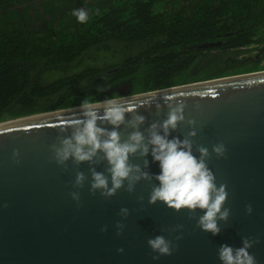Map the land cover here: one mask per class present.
Returning <instances> with one entry per match:
<instances>
[{
	"label": "water",
	"instance_id": "1",
	"mask_svg": "<svg viewBox=\"0 0 264 264\" xmlns=\"http://www.w3.org/2000/svg\"><path fill=\"white\" fill-rule=\"evenodd\" d=\"M116 98L146 117L141 131L165 119L169 103L185 104V121L171 135L183 138L195 130L194 150L209 149L208 167L228 192L224 207L230 216L218 222L221 232L201 231L186 210L150 205L147 181L132 193L121 188L107 199L91 194L88 180L74 188L76 172L88 177L89 165L71 160L57 165L51 145H58L70 133L67 127L81 118L78 105L0 122V264H220L218 247H239L242 237L257 241L249 252L264 264V69ZM188 120L195 123L190 126ZM119 131L126 136L131 129ZM221 143L226 151L217 157L211 149ZM13 150L19 152L18 162ZM147 159L148 170L158 174V164ZM96 170L104 171V165ZM73 191L79 192L78 202L69 195ZM247 204L253 208L250 215ZM121 208L128 209L126 218L118 215ZM118 221L124 225L120 235ZM157 235L172 241L174 250L154 260L157 254L147 240Z\"/></svg>",
	"mask_w": 264,
	"mask_h": 264
},
{
	"label": "trees",
	"instance_id": "2",
	"mask_svg": "<svg viewBox=\"0 0 264 264\" xmlns=\"http://www.w3.org/2000/svg\"><path fill=\"white\" fill-rule=\"evenodd\" d=\"M189 1L99 0L87 23L69 15L53 32L25 30L8 13L10 25L0 28V122L264 69V57L236 61L264 43V0Z\"/></svg>",
	"mask_w": 264,
	"mask_h": 264
},
{
	"label": "clouds",
	"instance_id": "3",
	"mask_svg": "<svg viewBox=\"0 0 264 264\" xmlns=\"http://www.w3.org/2000/svg\"><path fill=\"white\" fill-rule=\"evenodd\" d=\"M72 15L79 23L88 22L89 14L84 8L74 9ZM156 107L160 105L156 104ZM167 107L165 119L153 121L141 131L140 126L146 117L126 107L119 98L85 99L79 106L81 118L67 127L71 129L70 133L60 138L58 145H51L52 159L59 166L66 165L69 160L75 165L87 163L89 176L77 171L73 187L82 188L88 180L89 192L93 195L99 192L106 199L121 188L132 193L138 183L147 181L151 184L148 194L150 205L161 202L173 211L186 210L189 219L195 218L197 228L216 236L221 232L218 222H227L230 216V209L224 207L228 197L226 185H217L216 176L208 167L209 149L196 146L194 150L192 138L196 136L195 130H190L183 138L171 135L185 121V104L180 101L169 103ZM129 114L131 119L126 120ZM187 123L191 126L195 121L188 120ZM121 126L131 131L125 136L119 131ZM211 151L222 157L226 149L221 143L213 145ZM18 155V150H13L14 162H18ZM149 156L152 163L158 164V174L148 170ZM134 159L142 161V164L133 163ZM98 164L104 165V171L96 170ZM69 195L74 201L80 199L78 191ZM197 211L201 213L198 216L195 215ZM252 211L251 204L245 205L246 214L250 215ZM128 214L127 208H121L118 213L122 218ZM115 227L117 235H120L124 225L118 221ZM100 230L103 232L106 228ZM255 243L257 241L249 237H242L239 247L221 244L217 249L220 264H257L255 256L249 252ZM147 245L157 254L152 257L154 260L169 256L174 250L172 241L162 235L148 239ZM117 251L123 252V249Z\"/></svg>",
	"mask_w": 264,
	"mask_h": 264
},
{
	"label": "flooded vegetation",
	"instance_id": "4",
	"mask_svg": "<svg viewBox=\"0 0 264 264\" xmlns=\"http://www.w3.org/2000/svg\"><path fill=\"white\" fill-rule=\"evenodd\" d=\"M0 17L5 20L0 24V28L5 29L10 25V12H16L14 15L19 16L16 19L25 30L31 32H39L47 29L54 31V28L62 21L71 19L72 11L78 8H84L90 11V7L94 2L99 0H1ZM112 0H102L103 3H109ZM188 4L189 0H184ZM6 17V18H5ZM0 21V22H1ZM72 23H70L71 27ZM221 43L220 40L205 42L196 45L198 48L215 47ZM191 48V47H190ZM251 55L241 54L239 57H247L243 60H236L240 64L245 62H256L264 57V43L258 47L257 51H252ZM239 59V58H238ZM263 63V62H262Z\"/></svg>",
	"mask_w": 264,
	"mask_h": 264
}]
</instances>
